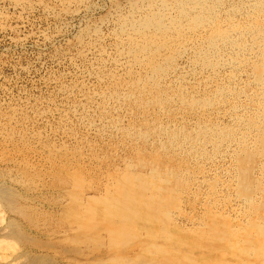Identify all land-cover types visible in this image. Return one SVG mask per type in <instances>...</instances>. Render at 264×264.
<instances>
[{
	"label": "rangeland",
	"instance_id": "rangeland-1",
	"mask_svg": "<svg viewBox=\"0 0 264 264\" xmlns=\"http://www.w3.org/2000/svg\"><path fill=\"white\" fill-rule=\"evenodd\" d=\"M134 1L0 0V239L12 241L18 258L15 264H31L45 258L55 264H212L214 260L240 255L239 264H245V250L240 249H244L243 242L256 245L264 238V166L261 173L256 172L264 150L242 144L246 131L256 137L255 141L263 142L257 143L264 144V116L260 113V123L244 114L253 106L248 100L253 94L254 77L262 71L259 68L264 61V42L256 40L262 44V51L251 39L255 33L244 34L234 38L233 49L223 45L219 52L209 50L211 53L205 56L211 32L204 28L202 33L187 36L181 45L169 47L164 60L152 59L159 70L158 77H153L150 70L145 73L142 62L150 54H142L141 50L137 55L129 53L131 48H141L143 39L138 42L134 35L127 37L119 28L123 20H137L143 13L132 9ZM263 2L220 0L216 16L234 17V23L248 20L246 28L251 29L256 23H264V12L256 14L259 10L254 11L253 7L254 3ZM152 40L145 46L155 45L152 47L157 51L161 43ZM241 46L248 49L244 51ZM241 50L244 52L238 54ZM137 178L145 181V191L131 189L133 186L128 187V192L119 191L123 182ZM247 182L251 184L248 186ZM130 189L138 196L146 195L152 204L160 203L162 211L167 209L163 211L165 220L151 221L152 213L147 210L121 213L118 204L131 198ZM236 195H246L253 201L243 206L239 217L232 211L240 203L236 201L242 200ZM259 200H263L260 205ZM255 222H262L258 232L250 228ZM232 236L239 241L236 239L235 243ZM233 243L238 247L235 251Z\"/></svg>",
	"mask_w": 264,
	"mask_h": 264
},
{
	"label": "bare ground",
	"instance_id": "bare-ground-1",
	"mask_svg": "<svg viewBox=\"0 0 264 264\" xmlns=\"http://www.w3.org/2000/svg\"><path fill=\"white\" fill-rule=\"evenodd\" d=\"M218 2V3H217ZM223 2V1H222ZM248 2V1H247ZM258 2V1H257ZM259 2H260V0H259ZM132 3V2H131ZM130 3V4H131ZM246 3V2H245ZM252 3V2H251ZM219 4H220V0H136V1H134V3H132V9L134 10V11H140V12H143V13H141V15H140V17H138V19L136 20V19H134V20H129L128 19V21L127 20H123L119 25L121 26V27H119L120 28V31H121V33H124L125 34V36H127V37H132L133 35H134V39L136 40V41H138V40H140V41H138V42H141L142 41V39H143V46L141 47V45H140V47L141 48H138V49H136L135 51H134V48L132 49L131 47V49H129V53H130V55L131 54H133V55H137V52H138V50H141V53L142 54H145L146 55V53L148 54H150V56L147 58V57H143L142 59H143V66L145 65L146 67H144V69H145V73H147L148 74V72H149V70L151 71V72H149V74H151L153 77L154 76H157L158 77V68L157 67H155V66H153V62H152V59L153 60H155V61H157V60H159V61H161L162 59L164 60V55H165V53L168 51V48L169 47H172L174 44H182V42L185 40V38L187 37V36H189L190 34L191 35H193V34H197V33H200L204 28L206 29H208L211 33H210V40H208L209 41V43H208V46H206V51H204V53H205V56L206 55H209L211 52H209V50H213V51H217V52H219L221 49H220V46H223L224 45V47H226V46H230L232 49H233V40H235L234 38H236L237 36H239V37H243L244 36V34L245 35H251V36H253L252 34H254L255 33V37H251V39L253 38V40L255 41V44L260 48V46L262 45L261 43L260 44H257L256 43V40L257 41H261L262 43L264 42V23H263V25L262 24H259V23H256L257 25H256V27H254V28H251V29H248V28H246V24H245V22H247V21H244V19H243V21L242 22H237V23H234L235 22V19H234V17L232 18V17H230V18H227L228 17V15H227V17L225 16L223 19H218V15L216 16V14H219L218 12H220V9H219ZM249 4H250V2H249ZM261 3H254V11H257V9L259 10V12H257L256 14H258V13H260V12H264V2L260 5ZM221 7V6H220ZM251 7V6H250ZM252 7V8H253ZM257 7V8H256ZM233 8V7H232ZM222 9V8H221ZM234 9V8H233ZM237 10H238V8H237ZM244 10H246V9H244ZM224 11V10H223ZM227 11V10H226ZM232 11V10H231ZM242 11V10H241ZM253 11V10H252ZM228 12V11H227ZM233 12V11H232ZM235 12V11H234ZM233 12V13H234ZM228 13H230V12H228ZM232 13V14H233ZM239 14H240V12H238ZM246 13V12H245ZM249 14V13H248ZM251 14V13H250ZM250 14H249V16H250ZM253 14H255L254 12H253ZM234 15V14H233ZM238 15V14H237ZM245 15V14H244ZM243 15V16H244ZM247 15V14H246ZM252 15V14H251ZM263 15V14H262ZM232 16V15H231ZM246 17H248V15L246 16ZM254 17V16H253ZM252 17V18H253ZM220 18V17H219ZM242 18V17H241ZM262 18V17H261ZM260 18V19H261ZM237 19H239V18H237ZM249 19V18H248ZM251 19V18H250ZM259 19V20H260ZM233 20H234V22H233ZM240 20V19H239ZM238 20V21H239ZM252 20V19H251ZM255 20V19H254ZM262 20V19H261ZM256 21H258V20H256ZM264 21V20H263ZM252 22H254V21H252ZM262 22V21H261ZM238 23H239V25H238ZM248 23V22H247ZM243 24H245V26H243V27H241V25H243ZM252 24V23H251ZM255 25V24H254ZM207 30V31H208ZM119 31V32H120ZM207 31H205V32H207ZM208 31V32H209ZM148 33H151L152 34V37H151V39H149L148 38ZM202 33V32H201ZM208 34V33H207ZM121 35V34H120ZM202 35H204V34H202ZM206 35V34H205ZM124 36V37H125ZM198 36V35H197ZM196 36V37H197ZM120 37V36H119ZM126 37V38H127ZM194 38V37H193ZM192 38V39H193ZM245 38H246V36H245ZM152 39H155V40H159L160 41V46L157 48V51L156 50H154L153 49V47L155 46V45H151V46H145V45H150V42L152 43L154 40H152ZM191 39V40H192ZM203 39H205V38H203ZM243 39V38H242ZM249 39V38H248ZM259 39V40H258ZM133 40V39H132ZM187 41L188 40H190V39H186ZM196 40V39H195ZM239 40L241 41V39L239 38ZM247 40V39H246ZM250 40V39H249ZM253 40H250V41H253ZM158 41V42H159ZM203 41V40H202ZM245 41V40H244ZM248 41V40H247ZM249 41V42H250ZM128 41L126 40V43H127ZM193 42H194V39H193ZM205 42H207V41H205ZM238 42V41H237ZM248 42V43H249ZM147 43V44H146ZM186 43V42H185ZM188 43V42H187ZM190 43V42H189ZM197 43V42H196ZM199 43V42H198ZM203 43V42H202ZM235 43V42H234ZM159 44V43H158ZM178 44V45H179ZM204 44V43H203ZM207 44V43H206ZM243 44V43H242ZM246 44V43H245ZM250 44H251V42H250ZM131 45V44H130ZM139 45V44H138ZM191 45H192V43H191ZM244 45V44H243ZM263 45H264V43H263ZM121 46V45H120ZM122 46H123V44H122ZM122 46H121V48H122ZM128 46V45H127ZM153 46V47H152ZM177 46V45H176ZM190 46V45H189ZM188 46V48H190ZM198 46V45H197ZM246 46V45H245ZM245 46H243V47H245ZM257 46H256V50L258 49L257 48ZM134 47V46H133ZM136 47V46H135ZM139 47V46H138ZM174 47V46H173ZM178 47V46H177ZM223 47V48H224ZM251 47H253V46H251ZM127 48V47H126ZM186 48V47H185ZM187 48V49H188ZM197 48V47H196ZM239 48V47H238ZM241 48H242V46H241ZM250 48V47H249ZM262 48H264L263 46H262ZM182 49H184V47L182 48ZM186 49V50H187ZM199 49V48H198ZM226 49V48H225ZM225 49H223V51L225 50ZM237 49V48H236ZM240 49V48H239ZM243 49V48H242ZM248 49V48H247ZM247 49H243L244 51L245 50H247ZM116 50H119V52L121 51L120 49H116ZM175 50V49H174ZM193 50V49H192ZM229 50V49H228ZM253 50V49H252ZM260 50H262L261 48H260ZM124 51V50H123ZM177 51V50H176ZM199 51V50H198ZM212 51V52H213ZM244 51H239V52H237L238 54H242L241 52H244ZM250 51H251V49H250ZM263 51V50H262ZM156 52V53H155ZM163 52V54H161ZM180 52V51H179ZM184 52V51H183ZM190 52V51H189ZM235 52V51H234ZM256 52V51H255ZM254 52V53H255ZM264 52V51H263ZM203 53V52H202ZM203 53V54H204ZM216 53V52H215ZM233 53V52H232ZM236 53V54H237ZM259 53V52H258ZM124 54H125V52H124ZM139 54H140V52H139ZM167 54V53H166ZM176 54V53H175ZM216 54H218V53H216ZM223 54V53H222ZM238 54H237V56H238ZM247 54V53H246ZM245 54V55H246ZM250 54V53H249ZM200 55V54H199ZM198 55V56H199ZM211 55H213V53L211 54ZM210 55V56H211ZM215 55V54H214ZM219 55V54H218ZM228 55V54H227ZM233 55H235V53H233ZM244 55V56H245ZM262 55V54H261ZM260 55V56H261ZM152 56H153V58H152ZM172 56H174V55H172ZM232 56V55H231ZM231 56H229V58L231 57ZM250 56H251V54H250ZM254 56V55H253ZM122 57V56H121ZM171 57V56H170ZM202 57V56H201ZM217 57H219V56H217ZM216 57V58H217ZM223 57V56H222ZM235 58H236V56H234ZM249 57V56H248ZM245 58V62L247 63L248 61H247V59L249 60V58ZM258 57V56H257ZM263 57V56H262ZM132 58V57H131ZM134 58V57H133ZM139 58V57H138ZM221 58V57H220ZM226 58H227V56H226ZM252 58H254V57H252ZM259 58H261V57H259ZM122 59V58H121ZM126 59V58H125ZM127 59H129V58H127ZM135 59V58H134ZM157 59V60H156ZM161 59V60H160ZM199 59H201V58H199ZM209 59L211 60V58L209 57ZM213 59H215V58H213ZM218 59V58H217ZM222 59V58H221ZM238 59H240V58H238ZM256 59V58H255ZM166 60V59H165ZM172 60V59H171ZM205 60H208L207 58L205 59ZM209 60V61H210ZM223 60H224V58H223ZM235 60V59H234ZM233 60V61H234ZM118 61H120V60H118ZM123 61V60H122ZM216 61V60H215ZM214 61V62H215ZM231 62H233L232 60H230ZM240 61V60H239ZM252 61V60H251ZM257 61V60H256ZM258 61H261V59L260 60H258ZM197 62V61H196ZM203 62V61H202ZM202 62H200L199 61V63L201 64ZM227 62V61H226ZM235 62V61H234ZM233 62V63H234ZM237 62V61H236ZM243 62H244V60H243ZM262 62H263V64H262V69L261 68H259L260 69V74H259V72H258V76H255L254 77V81H253V78L252 79H250V80H252L253 81V85L251 86L253 89H252V92H253V94H251L249 97L251 98V100H248V101H250L251 103H252V105L253 106H251L250 107V109L248 110V112H246V113H244V114H247V115H249V117L251 116L252 118H251V121H256V120H260V123H262L261 122V120H262V118L260 119V117H261V115H263L264 116V61L262 60ZM125 63H126V60H125ZM124 63V64H125ZM128 63V62H127ZM155 63V62H154ZM210 63V62H209ZM219 63V62H218ZM238 63V62H237ZM254 63V62H253ZM258 63V62H257ZM260 63V62H259ZM121 64H122V62H121ZM123 64V65H124ZM160 64V63H159ZM162 64V63H161ZM223 64V63H222ZM239 64V63H238ZM250 64L251 63H249V66H250ZM255 64V63H254ZM126 65H128V64H126ZM138 66L140 65V63L139 64H137ZM158 65V64H157ZM207 65V64H206ZM217 65V64H216ZM230 65V64H229ZM228 65V66H229ZM234 65V64H233ZM232 65V66H233ZM252 65V64H251ZM258 65V64H257ZM119 66V65H118ZM140 66H142V65H140ZM164 66V65H163ZM162 66V67H163ZM169 66V65H168ZM171 66V65H170ZM201 66V65H200ZM208 66V65H207ZM212 66H213V64H212ZM242 66H243V64H242ZM248 66V67H249ZM255 66V65H254ZM259 66V65H258ZM261 66V65H260ZM259 66V67H260ZM123 67V66H122ZM166 67V66H165ZM164 67V68H165ZM221 67V66H220ZM224 67V66H223ZM238 67V66H237ZM251 67V66H250ZM146 68H148V71H147V69ZM226 68V67H225ZM137 69V68H136ZM202 69V68H201ZM209 69V68H208ZM247 69V68H246ZM251 69H255V68H251ZM258 69V70H259ZM142 70V69H141ZM167 70V69H166ZM258 70H255V71H258ZM135 71V70H134ZM165 71V70H164ZM185 71V70H184ZM209 71V70H208ZM213 71V70H212ZM217 71V70H216ZM253 71V70H252ZM251 71V72H252ZM255 71H253V72H255ZM203 72H204V70H203ZM134 73V72H133ZM144 73V72H143ZM165 73V72H164ZM214 73V72H213ZM130 74H132V73H130ZM146 74V77H148V75ZM252 74V73H251ZM255 74V73H254ZM159 75H160V73H159ZM163 75V74H162ZM166 75V74H165ZM213 75V74H212ZM256 75V74H255ZM136 76V75H135ZM229 76H230V74H229ZM250 76H252V75H250ZM254 76V75H253ZM252 76V77H253ZM150 77V76H149ZM143 78V77H142ZM152 78V77H151ZM159 78H161V77H159ZM209 78H211V77H209ZM223 78V77H222ZM226 78V77H225ZM229 78V77H228ZM133 79V78H132ZM135 79V78H134ZM248 79V78H247ZM130 80V79H129ZM146 80H147V78H146ZM205 80V79H204ZM231 80H233V78L231 79ZM249 80V79H248ZM140 81V80H139ZM148 81H150V80H148ZM161 81V80H160ZM213 81V80H212ZM163 82H164V80H163ZM163 82H161V84L163 83ZM218 82V81H217ZM231 82V81H230ZM132 83V82H131ZM144 83V82H143ZM157 83V82H156ZM223 83V82H222ZM127 84V83H126ZM153 84V83H152ZM205 84V83H204ZM207 84V83H206ZM214 84V83H213ZM190 85V84H189ZM220 85V84H219ZM130 86V85H129ZM139 86V85H138ZM150 86V85H149ZM192 86V85H191ZM211 86V85H210ZM216 86V85H215ZM229 86V85H228ZM123 87V86H122ZM141 87V86H140ZM140 87H139V89H140ZM155 87H156V85H155ZM206 87H208L207 85H206ZM230 87V86H229ZM191 88V87H190ZM222 88V87H221ZM231 88V87H230ZM133 89V88H132ZM138 89V88H137ZM152 89V88H151ZM158 89V88H157ZM203 89V88H202ZM218 89V88H217ZM227 89V88H226ZM108 90V89H107ZM190 90V89H189ZM205 90V89H204ZM208 90V89H207ZM233 90V89H232ZM116 91V90H115ZM119 91V90H118ZM125 91H127V90H125ZM168 91V90H167ZM221 91V89L218 91V92H220ZM124 92V91H123ZM164 92V91H163ZM169 92V91H168ZM196 92V91H195ZM208 92V91H207ZM226 92V91H225ZM227 92H229V91H227ZM226 92V93H227ZM133 93V92H132ZM137 93V92H136ZM139 93H141V92H139ZM146 93V92H145ZM150 93V92H149ZM181 93V92H180ZM193 93V92H192ZM116 94V93H115ZM125 94V93H124ZM173 94V93H172ZM171 94V95H172ZM177 94V93H176ZM184 94V93H183ZM205 94V93H204ZM209 94V93H208ZM219 94V93H218ZM234 94V93H233ZM237 94H238V92H237ZM248 94V93H247ZM247 94H246V96H247ZM127 95V94H126ZM131 95V94H130ZM165 95V94H164ZM179 95V94H178ZM185 95V94H184ZM193 95H194V93H193ZM200 95V94H199ZM201 95H203V94H201ZM110 96V95H109ZM114 96V95H113ZM121 96V95H120ZM133 96H135V95H133ZM173 96V95H172ZM195 96V95H194ZM209 96V95H208ZM224 96V95H223ZM222 96V97H223ZM235 96H236V94H235ZM238 96V95H237ZM131 97V96H130ZM151 97H153V96H151ZM165 97V96H164ZM179 97V96H178ZM218 97V96H217ZM217 97H216V99H217ZM220 97V96H219ZM226 97V96H225ZM224 97V98H225ZM228 97V96H227ZM113 98V97H112ZM122 98V97H121ZM120 98V99H121ZM149 98V97H148ZM147 98V99H148ZM168 98V97H167ZM208 98V97H207ZM229 98H231V97H229ZM249 98V99H250ZM109 99H111L110 97H109ZM116 99V98H115ZM154 99V98H153ZM156 99V98H155ZM157 99H158V97H157ZM169 99V98H168ZM171 99V98H170ZM169 99V100H170ZM174 99V98H173ZM178 99V98H177ZM188 99V98H187ZM192 99V98H191ZM213 99V98H212ZM220 99V98H219ZM236 99V98H235ZM246 99H248V97L246 98ZM114 100V99H113ZM127 100V99H126ZM137 100V99H136ZM152 100V99H151ZM190 100V99H189ZM200 100V99H199ZM198 100V101H199ZM225 100V99H224ZM227 100V99H226ZM232 100V99H231ZM115 101V100H114ZM145 101H147V100H145ZM149 101H150V99H149ZM163 101V100H162ZM175 101V100H174ZM197 101V100H196ZM197 101V102H198ZM206 101H208V100H206ZM205 101V102H206ZM222 101V100H221ZM229 101V100H228ZM237 101V100H236ZM244 101V100H243ZM246 101V100H245ZM244 101V102H245ZM247 101V102H248ZM116 102H117V100H116ZM138 102H139V100H138ZM171 102H173V100L171 101ZM187 102V101H186ZM191 103L192 102H194V100L193 101H190ZM210 102H212V101H210ZM217 102V101H216ZM234 102H235V100H234ZM169 103V102H168ZM176 103V102H175ZM181 103V102H180ZM188 103V102H187ZM201 103V102H200ZM200 103H198V104H200ZM225 103H226V101H225ZM242 103V102H241ZM96 104V103H95ZM99 104V103H98ZM118 104V103H117ZM122 104V103H121ZM141 104V103H140ZM164 103H162V105H163ZM173 104V103H172ZM210 104V103H209ZM232 104H234V103H232ZM244 104V103H243ZM242 104V105H243ZM250 104V103H249ZM105 105V104H104ZM155 105V104H154ZM178 105V104H177ZM191 105V104H190ZM202 105H204V106H206L205 104H202ZM211 105V104H210ZM216 105H218V104H216ZM102 106V105H101ZM126 106V105H125ZM145 106V105H144ZM180 106V105H179ZM199 106V105H198ZM198 106H197V108H198ZM218 106H220V105H218ZM231 106V105H230ZM238 106V105H237ZM240 106V105H239ZM105 107V106H104ZM121 107V106H120ZM124 107V106H123ZM165 107V106H164ZM163 107V108H164ZM249 107V106H248ZM112 108V107H111ZM110 108V109H111ZM118 108V107H117ZM138 108V107H137ZM150 108V107H149ZM174 108V107H173ZM178 108V107H177ZM194 108V107H193ZM205 108V107H204ZM234 108V107H233ZM233 108H232V110H233ZM241 108H243V107H241ZM122 109V108H121ZM158 109V108H157ZM156 109V110H157ZM172 109V108H171ZM206 109V108H205ZM237 109V108H236ZM118 110V109H117ZM153 110V109H152ZM160 110H162V109H160ZM165 110H167V109H165ZM181 110V109H180ZM204 110V109H203ZM211 110V109H210ZM229 110V109H228ZM231 110V109H230ZM110 111V110H109ZM114 111V110H113ZM130 111H131V108H130ZM139 111V110H138ZM146 111V110H145ZM158 111V110H157ZM163 111V110H162ZM172 111V110H171ZM192 111V110H191ZM213 111V110H212ZM227 111V110H226ZM237 111V110H236ZM136 112V111H135ZM134 112V113H135ZM143 112V111H142ZM206 112H207V110H206ZM209 112H211V111H209ZM113 113V112H112ZM130 113V112H129ZM145 113V112H144ZM158 113V112H157ZM164 113H166V111L164 112ZM169 113V112H168ZM183 113V112H182ZM196 113V112H195ZM238 113V112H237ZM260 113H261V115H260ZM103 114V113H102ZM115 114V113H114ZM153 114V113H152ZM171 114H172V112H171ZM170 114V115H171ZM191 114V113H190ZM234 114V113H233ZM242 114H243V112H242ZM241 114V115H242ZM160 115V114H159ZM163 115H165V114H163ZM162 115V116H163ZM197 115V114H196ZM207 115V114H206ZM218 115V114H217ZM260 115V116H259ZM98 116V115H97ZM113 116V115H112ZM139 116V115H138ZM161 116V117H162ZM202 116V115H201ZM211 116V115H210ZM221 116V115H220ZM245 116V115H244ZM150 117V116H149ZM157 117V116H156ZM156 117H155V119H156ZM193 117V116H192ZM198 117H199V115H198ZM206 117V116H205ZM231 117V116H230ZM97 118V117H96ZM99 118V117H98ZM158 118H160V117H158ZM201 118V117H200ZM213 118V117H212ZM239 118V117H238ZM247 118V117H246ZM246 118H245V121H246ZM113 119V118H112ZM142 119V118H141ZM141 119H139V120H141ZM145 119V118H144ZM147 119V118H146ZM153 119V118H152ZM167 119H169V118H167ZM236 119V118H235ZM243 119V118H242ZM241 119V120H242ZM106 120V119H105ZM129 120V119H128ZM137 120V119H136ZM143 120V119H142ZM103 121V120H102ZM101 121V122H102ZM233 121V120H232ZM237 121H239V119H237ZM248 121H249V118H248ZM100 122V123H101ZM143 122V121H142ZM147 122V121H146ZM148 122H149V120H148ZM209 122V121H208ZM264 122V121H263ZM145 123V122H144ZM156 123V122H155ZM154 123V124H155ZM214 123V122H213ZM233 123V122H232ZM235 123V122H234ZM240 123H242V122H240ZM249 123V122H248ZM257 123V122H256ZM259 123V122H258ZM102 124V123H101ZM110 124V123H109ZM243 124V123H242ZM241 124V126L243 127V125ZM159 125V124H158ZM240 125V124H239ZM246 126H247V124H245ZM249 125V124H248ZM252 125H254V124H252ZM256 125V124H255ZM254 125V126H255ZM235 126H236V124H235ZM237 126H238V124H237ZM256 126H259L258 124L256 125ZM144 127V126H143ZM156 127V126H155ZM162 127V126H161ZM147 128V127H146ZM241 128V127H240ZM247 128V127H246ZM252 128H254L253 126H252ZM256 128V127H255ZM254 128V129H255ZM104 129V128H103ZM138 129V128H137ZM162 129V128H161ZM164 129V128H163ZM166 129V128H165ZM200 129V128H199ZM235 129H238L237 127L235 128ZM243 129H244V127H243ZM242 129V131H244ZM257 129H259V128H257ZM257 129H255V130H257ZM262 130H261V133L264 135V127H262L261 128ZM102 130V129H101ZM115 130V129H114ZM127 130V129H126ZM160 130V129H159ZM214 130V129H213ZM230 130V129H229ZM250 131L252 130V129H249ZM248 130V131H249ZM128 131V130H127ZM141 131V130H140ZM166 131V130H165ZM175 131V130H174ZM211 131V130H210ZM216 131V130H215ZM231 131V130H230ZM235 131V130H234ZM239 131V130H238ZM246 131V130H245ZM258 131V130H257ZM126 132V131H125ZM146 132V131H145ZM171 132V131H170ZM203 132V131H202ZM208 132V131H207ZM219 132H221V129L219 130ZM233 132V131H232ZM237 132V131H236ZM251 132H253V131H251ZM109 133V132H108ZM107 133V134H108ZM123 133V132H122ZM130 133H131V131H130ZM133 133V132H132ZM142 133V132H141ZM140 133V134H141ZM151 133V132H150ZM153 133V132H152ZM156 134L158 133V132H155ZM160 133V132H159ZM169 133V132H168ZM167 133V134H168ZM174 133V132H173ZM199 133V132H198ZM212 133H213V131H212ZM230 133V132H229ZM244 132H242V134H243ZM246 134H245V136H244V134H243V136L244 137H242V139H243V143L242 144H245L246 146H248V148L250 147H253L254 145H256L255 146V148L254 149H263L264 150V144L262 145V144H260V143H257V141H259L258 139H256V141H255V138L256 137H254V135H253V137H252V135H251V133L250 132H245ZM254 133V132H253ZM260 132L258 133L259 135L261 134ZM135 134V133H134ZM144 134V133H143ZM154 134V133H153ZM153 134H152V136H153ZM162 134V133H161ZM160 134V135H161ZM202 134V133H201ZM204 134V133H203ZM210 134V133H209ZM241 134V133H240ZM242 134H241V136H242ZM122 135H124V134H122ZM138 135V134H137ZM146 135H148L147 133H146ZM150 135V134H149ZM158 135V134H157ZM156 135V136H157ZM162 135H164V133L162 134ZM161 135V136H162ZM230 135V134H229ZM239 135V134H238ZM129 136V135H128ZM132 136V135H131ZM204 136H205V134H204ZM208 136V135H207ZM233 136V135H232ZM240 136V135H239ZM143 137H145V135L143 136ZM148 137V136H147ZM163 137V136H162ZM168 137V136H167ZM226 137V136H225ZM235 137H237V136H235ZM123 138V137H122ZM131 138V137H130ZM171 138H173L172 136H171ZM195 138V137H194ZM198 138V137H197ZM196 138V139H197ZM206 138V137H205ZM204 138V139H205ZM214 138V137H213ZM232 138V137H231ZM259 138V137H258ZM208 139V138H207ZM212 139V138H211ZM219 139H221V138H219ZM234 139V138H233ZM236 139V138H235ZM261 139H262V136H261ZM133 140V139H132ZM135 140V139H134ZM136 140H137V137H136ZM141 140V139H140ZM146 140V139H145ZM200 140V139H199ZM222 140V139H221ZM239 140H240V137H239ZM238 140V141H239ZM129 141H130V139H129ZM143 141V140H142ZM170 141V140H169ZM197 141V140H196ZM214 141H216V140H214ZM225 141V140H224ZM227 141V140H226ZM241 141V140H240ZM240 141H239V143H240ZM263 141V140H262ZM127 142V141H126ZM136 142V141H135ZM139 142V141H138ZM146 142V141H145ZM198 142V141H197ZM229 142V141H228ZM259 142H261V141H259ZM131 143V142H130ZM144 143V142H143ZM169 143V142H168ZM167 143V144H168ZM205 143V142H204ZM218 143V142H217ZM216 143V144H217ZM225 143V142H224ZM232 143L234 144V141H232ZM261 143H263V142H261ZM126 144V143H125ZM135 144V143H134ZM142 144V143H141ZM157 144V143H156ZM177 144V143H176ZM228 144V143H227ZM238 144V143H237ZM236 144V145H237ZM241 144V145H242ZM131 145V144H130ZM136 145V144H135ZM161 145V144H160ZM165 145V144H164ZM163 145V146H164ZM196 145V144H195ZM226 145V144H225ZM126 146V145H125ZM141 146V145H140ZM172 146V145H171ZM176 146V145H175ZM178 146V145H177ZM238 146H240V145H238ZM129 147V146H128ZM133 147H134V145H133ZM142 147V146H141ZM144 147V146H143ZM158 147H160V146H157V148ZM161 147H162V145H161ZM131 148V147H130ZM136 148V147H135ZM145 148V147H144ZM143 148V149H144ZM167 148V147H166ZM174 148V147H173ZM172 148V149H173ZM199 148V147H198ZM228 148V147H227ZM234 148V147H233ZM237 148V147H236ZM247 148V149H248ZM141 149V148H140ZM149 149V148H148ZM160 149V148H159ZM162 150H163V147L161 148ZM165 149V148H164ZM235 149V148H234ZM233 149V150H234ZM244 149V148H243ZM247 149H246V151H247ZM254 149H253V151H254ZM118 150V149H117ZM133 150V149H132ZM136 150V149H135ZM146 150H147V148H146ZM162 150H159L160 152L162 151ZM232 150V149H231ZM238 150V149H237ZM241 150V149H240ZM249 150V149H248ZM143 151V150H142ZM202 151V150H201ZM236 151V150H235ZM234 151V153H236ZM242 151V150H241ZM262 151V150H261ZM119 152V151H118ZM140 152V151H139ZM145 152V151H144ZM243 152V151H242ZM242 152L240 153L241 155H242ZM245 152V151H244ZM257 152V151H256ZM230 154H231V152H229ZM246 153V152H245ZM261 153V152H260ZM122 154V153H121ZM161 154V153H160ZM239 154V155H240ZM248 154V153H247ZM246 154V155H247ZM253 154V152L251 153V155ZM164 155H166V154H164ZM233 155V154H232ZM235 155V154H234ZM234 155H233V157H234ZM237 155V154H236ZM255 155V153L252 155V156H254ZM256 155H258V152H257V154ZM261 155V157H260V159H259V161H258V163H257V167L256 168H259V170L258 171H256V172H260V171H263L261 168L264 166V165H262V164H264V151H263V153L262 154H260ZM260 155H258V156H260ZM123 156V155H122ZM238 156V155H237ZM245 156V155H244ZM256 157V156H255ZM124 158V157H123ZM126 158V157H125ZM235 158V157H234ZM240 158V157H239ZM249 158H250V155H249ZM122 160V159H121ZM235 160V159H234ZM237 160H239V162H240V160L241 159H237ZM246 160V159H245ZM248 160V159H247ZM120 161V160H119ZM243 160H241V162H242ZM253 161V160H252ZM238 162V161H237ZM236 162V163H237ZM254 162H255V160H254ZM257 162V161H256ZM122 163H123V161H122ZM121 163V164H122ZM247 163V162H246ZM118 164V163H117ZM238 164V163H237ZM240 165H241V163H239ZM248 164H250V163H248ZM251 164H253L252 162H251ZM236 165V164H235ZM246 165V164H245ZM260 165H262V166H260ZM119 166V165H118ZM235 167V166H234ZM243 167V166H242ZM245 167V166H244ZM238 168V167H237ZM240 168V167H239ZM245 168H247V167H245ZM244 168V169H245ZM249 168V167H248ZM253 168V167H252ZM143 169V168H142ZM142 169H141V171H142ZM147 169V168H146ZM211 169V168H210ZM253 169H255V167L253 168ZM253 169H251L252 171H253ZM240 170H243V169H240ZM244 171V170H243ZM245 171H246V169H245ZM251 171V172H252ZM146 173H147V171H145ZM236 172H237V169H236ZM242 172V171H241ZM240 172V173H241ZM247 172V171H246ZM239 173V172H238ZM244 173V172H243ZM243 173H241V174H243ZM261 173V172H260ZM245 174H247V173H245ZM237 175V174H236ZM253 175V174H252ZM257 175V174H256ZM240 176V175H239ZM244 176H246V175H244ZM249 176V175H248ZM254 176V175H253ZM261 176V175H260ZM260 176L258 175V177L260 178ZM177 177V176H176ZM237 177V176H236ZM243 177V176H242ZM255 177V176H254ZM140 178V177H139ZM175 178V177H174ZM246 178V177H245ZM177 179V181H178V178H176ZM180 179V178H179ZM235 179V178H234ZM239 179V178H238ZM249 179V178H248ZM256 179H257V177L255 178V181H256ZM263 179V178H262ZM139 180V181H138ZM162 180V179H161ZM232 180H233V178H232ZM240 180H242L241 178H240ZM243 181V180H242ZM246 181H247V179H246ZM249 181H251V179L249 180ZM248 181V182H249ZM264 181V180H263ZM138 182V184H136ZM143 182H145L144 180H140V179H138L137 178V181H136V179H130V180H128L127 182H123L120 186H118L119 187V191H121V192H128V187H132L133 186V188H131V189H134V190H136L135 189V187H138V189H144V191H145V186H147L146 184L144 185L143 184ZM181 182V181H180ZM179 182V183H180ZM234 182V181H233ZM247 182V183H248ZM257 182H258V180H257ZM262 183V182H261ZM114 184V183H113ZM117 184V183H116ZM120 184V183H119ZM251 184V183H250ZM249 183H248V186L250 185ZM258 184V183H257ZM238 185V182H237V184H236V186ZM242 185V184H241ZM245 185V184H244ZM244 185H242V187L244 186ZM247 185V184H246ZM255 185V184H254ZM247 186V189L249 188ZM256 186V185H255ZM263 186H264V184H263ZM238 187H239V185H238ZM245 187V186H244ZM257 187V186H256ZM235 188V187H234ZM233 188V190H236V189H234ZM131 189H130V192H131V198H129L126 202H121V203H119L118 204V206H120L119 208H120V211H121V213H125V212H129L130 210H132V209H139V210H147V211H149L150 213L149 214H151L152 213V216H151V221H153V222H163L164 220H165V213L163 212V211H166V210H161L162 209V206L160 205V203L159 204H157V203H151V201H150V199L149 198H147L146 197V195H144V196H142V195H140V196H138L137 194H135V192H134V190L133 191H131ZM240 189V188H239ZM251 189V188H250ZM253 189H255V188H253ZM252 189V190H253ZM242 190H244V189H242ZM246 190V189H245ZM259 190V188L257 189V191ZM261 190H263V189H261ZM260 190V191H261ZM140 191V190H139ZM146 191H148V190H146ZM250 191V190H249ZM234 192V191H233ZM240 192L241 191H239V194H240ZM243 192V191H242ZM254 192V191H253ZM259 192V191H258ZM145 192H143V194H144ZM171 193V192H170ZM244 193V192H243ZM128 194V193H127ZM172 194V193H171ZM248 194V193H247ZM253 194V193H252ZM255 194V193H254ZM264 194V193H263ZM263 194L261 195L262 197H263ZM135 195H137V196H135ZM237 195H238V192H237ZM236 195V196H237ZM242 195V194H241ZM249 195V194H248ZM257 195V194H256ZM259 195V194H258ZM129 196V195H128ZM136 198H135V197ZM169 196H170V194H169ZM240 196V195H239ZM246 196V195H245ZM245 196H241V197H238V198H240V199H242L241 201H236L237 203L238 202H240L239 204H236V206H238V207H235V208H232V209H234V210H232L233 211V214H234V216L235 217H239V213H240V210L242 209V208H244L243 206H246V204H248L249 205V203H250V201H252V198H245ZM5 197V196H4ZM146 198V199H142V198ZM166 197V196H165ZM210 197H212V196H210ZM221 197V196H220ZM233 197V196H232ZM248 197V196H247ZM250 197V196H249ZM2 198V197H1ZM167 198V197H166ZM217 198V197H216ZM219 198V197H218ZM225 198V197H224ZM236 198V197H235ZM257 198V197H256ZM258 198H260V197H258ZM158 199V198H157ZM214 199V198H213ZM212 199V200H213ZM227 199V198H226ZM226 199H225V201H226ZM262 199V198H261ZM230 200V199H229ZM233 200V199H232ZM4 201V200H3ZM158 201H160L159 199H158ZM220 201V200H219ZM224 201V200H223ZM235 201V200H234ZM233 201V202H234ZM255 201V200H254ZM260 201V200H259ZM263 201V200H262ZM262 201H260V202H258V204L259 203H261ZM6 202V201H5ZM90 202V201H89ZM155 202H157V201H155ZM212 202V201H211ZM218 202V201H217ZM242 202V203H241ZM253 202V201H252ZM255 202H257V201H255ZM151 203V204H150ZM163 203V202H162ZM227 204H229L228 202H226ZM262 203H264V201L262 202ZM213 204V203H212ZM254 204H257V203H254ZM225 205V204H224ZM260 205V204H259ZM230 206H232V205H230ZM254 206V205H253ZM261 206H264V205H261ZM89 207V206H88ZM163 207H165V205L163 206ZM227 207V206H226ZM248 207V206H247ZM247 207H245V208H247ZM250 207V206H249ZM255 207H258V206H255ZM206 208V207H205ZM230 208V207H229ZM253 208V207H252ZM258 208H262V207H258ZM264 208V207H263ZM249 209V208H248ZM247 209V210H248ZM205 210V209H204ZM243 210V209H242ZM250 210V209H249ZM248 210V211H249ZM252 210H254V209H252ZM258 210V209H257ZM257 210L255 211L256 213H257ZM211 211V210H210ZM213 211V210H212ZM211 211V212H212ZM259 211V210H258ZM206 212V211H205ZM231 211H229V213H230ZM245 212V211H244ZM250 212H252V211H250ZM262 213H263V211H261ZM217 213V212H216ZM219 213V212H218ZM148 214V215H149ZM228 214V213H227ZM252 214V213H251ZM264 214V213H263ZM262 214V215H263ZM218 215V214H217ZM222 215V214H221ZM225 215V214H224ZM232 215V214H231ZM241 215V214H240ZM246 215V214H245ZM257 215V214H256ZM260 215V214H259ZM259 215H257L256 217H258ZM233 216V217H234ZM250 216V215H249ZM169 217V216H168ZM229 217V216H228ZM231 217V216H230ZM232 217V218H233ZM247 217V216H246ZM246 217H244V218H246ZM260 217V216H259ZM258 217V218H259ZM199 218V217H198ZM255 218V217H254ZM257 218V219H258ZM247 219H248V217H247ZM253 219V218H252ZM196 220V219H195ZM200 220H203V219H200ZM214 220V219H213ZM239 220V219H238ZM250 220H251V218H250ZM264 220V219H263ZM204 221V220H203ZM232 221V220H231ZM246 221V220H245ZM253 221H255V220H253ZM258 221H260V220H258ZM168 222V221H167ZM194 222V221H193ZM196 222V221H195ZM200 222V221H199ZM238 222V221H237ZM224 223V222H223ZM240 223H242V222H240ZM256 223V222H255ZM255 223H254V225H251L250 226V228H252V229H255V230H257V232L261 229V227H260V225H262V222H259V223H256V225H255ZM219 224V223H218ZM147 225H149V224H147ZM241 225V224H240ZM243 225V224H242ZM247 225V224H246ZM221 226H223V225H221ZM232 226H234V225H232ZM237 226V225H236ZM248 226V225H247ZM246 226V227H247ZM142 227H144V225L142 226ZM146 227V226H145ZM206 227V226H205ZM231 227V226H230ZM149 228V227H148ZM153 228V227H152ZM155 228V227H154ZM160 228H161V226H160ZM239 228V227H238ZM164 229V228H163ZM227 229V228H226ZM232 229V228H231ZM235 229V228H234ZM245 229V228H244ZM228 230V229H227ZM238 230V229H237ZM236 230V231H237ZM249 230V229H248ZM254 230V231H255ZM220 231H222V230H220ZM229 231V230H228ZM228 231H227V233H228ZM234 232V231H233ZM243 232V231H242ZM251 232H252V230H251ZM246 233V232H245ZM148 234H150V233H148ZM172 234V233H171ZM200 234V233H199ZM198 234V235H199ZM238 234V233H237ZM251 234V233H250ZM173 235V234H172ZM228 235V234H227ZM236 235V234H235ZM240 235V234H239ZM249 235V234H248ZM257 235V234H256ZM252 236V235H251ZM258 236V235H257ZM129 237V235H127V238ZM170 237V236H169ZM247 237V236H246ZM261 237V236H260ZM259 237V238H260ZM4 238V237H3ZM6 238V237H5ZM178 238V237H177ZM207 238V237H206ZM205 238V239H206ZM258 238V237H257ZM26 239V238H25ZM179 239V238H178ZM208 239V238H207ZM231 239V238H230ZM236 239L237 238H235L234 236H232V240H234V242L235 243H237V241H236ZM250 239H252L251 237H250ZM255 239V238H254ZM180 240H182V239H179L178 241H180ZM184 240L186 241V239L184 238ZM195 240V239H194ZM209 240V239H208ZM225 240V239H224ZM229 240V239H228ZM238 241H239V239H237ZM247 240V239H246ZM245 240V241H246ZM249 240V239H248ZM170 241V240H169ZM183 241V240H182ZM184 241V242H185ZM205 241V240H204ZM221 241V240H220ZM223 241V240H222ZM252 241H253V239H252ZM12 242V241H11ZM11 242H9V240L7 241V240H1L0 239V264H15L16 263V261L18 260V258H17V256L16 255H14V247H13V244L11 243ZM134 242V241H133ZM172 242V241H171ZM195 242V241H194ZM211 242V241H210ZM215 242V241H214ZM254 242V241H253ZM43 243V242H42ZM41 242H40V244H42ZM137 243V242H136ZM187 243V242H186ZM191 243V242H190ZM209 243V242H208ZM221 243V242H220ZM235 243H233V247H232V250L233 251H235V248H238L237 246H235ZM174 244V243H173ZM177 244V243H176ZM222 244V243H221ZM250 243H248V244H245V242H243V247H244V249L243 248H241L240 247V249H241V252H243L244 250H245V252L243 253V255L245 256V260H246V262H245V264H264V238H261L258 242H257V244L256 245H249ZM47 245H49V244H47ZM187 245H188V243H187ZM223 245V244H222ZM222 245H220V246H222ZM239 245V244H238ZM249 245V246H248ZM182 246V245H181ZM193 246V245H192ZM194 246H195V244H194ZM130 247V246H129ZM178 247V246H177ZM188 247V246H187ZM135 248V247H134ZM180 248V247H179ZM192 248V247H191ZM216 248V247H215ZM218 248V247H217ZM222 248H224V247H222ZM142 249V248H141ZM174 249V248H173ZM196 249V248H195ZM206 249V248H205ZM176 250H177V248H176ZM180 250V249H179ZM201 250V249H200ZM212 250V249H211ZM210 250V251H211ZM147 251H148V248H147ZM151 251V250H150ZM182 251V250H181ZM228 251V250H227ZM230 251V250H229ZM238 251V250H237ZM236 251V252H237ZM204 252H206V251H204ZM196 253V252H195ZM214 253H216V252H214ZM183 254V253H182ZM218 255V254H217ZM217 255H215L216 257H217ZM205 256H206V253H205ZM241 256V255H240ZM240 256H234L232 259L230 258V259H225V260H214V261H212L211 263L212 264H216V263H218L219 262V264H221L222 262H223V264H239V262H240V258H242V256L240 257ZM252 256V257H251ZM37 257V256H36ZM211 257V256H210ZM218 257H220V256H218ZM225 257V256H224ZM190 258V257H189ZM212 258V257H211ZM252 258H254L255 259V261H253V263L251 262V260H252ZM46 259V258H45ZM45 259L43 260V259H41L40 261H36V259H35V261H33V262H31V264H55V263H52V262H48V261H50V259L49 260H47V261H45ZM197 259V258H196ZM242 261V260H241ZM54 262V261H53ZM30 264V263H29Z\"/></svg>",
	"mask_w": 264,
	"mask_h": 264
}]
</instances>
